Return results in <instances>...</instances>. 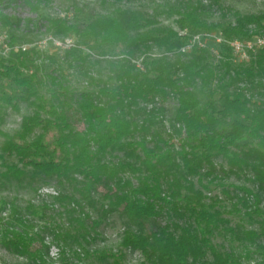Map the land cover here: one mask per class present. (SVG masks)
<instances>
[{
  "label": "trees",
  "instance_id": "1",
  "mask_svg": "<svg viewBox=\"0 0 264 264\" xmlns=\"http://www.w3.org/2000/svg\"><path fill=\"white\" fill-rule=\"evenodd\" d=\"M140 1L98 0L103 10L88 14L72 2V19L42 17L48 34L75 45L39 65L37 52L13 49L19 22L0 14L11 48L0 110L20 114L16 130L0 131V190L24 176L55 184L37 205L0 198V245L24 264H52L51 246L60 264H124L126 252L142 264H260L264 47L236 62L189 43L199 32L221 45L251 41L264 15L222 0ZM17 2L40 16L50 0H0ZM112 216L118 243L98 246Z\"/></svg>",
  "mask_w": 264,
  "mask_h": 264
},
{
  "label": "rangeland",
  "instance_id": "2",
  "mask_svg": "<svg viewBox=\"0 0 264 264\" xmlns=\"http://www.w3.org/2000/svg\"><path fill=\"white\" fill-rule=\"evenodd\" d=\"M75 2L79 6H83L84 12L88 14L89 12L99 11L102 7L98 4V0H50V2L41 8L40 16L39 13H32L29 8L20 2L14 4H1L0 3V14L17 20L19 22L20 31L14 33L17 43L14 46V50H21L24 48L23 52H37V58L35 59V64L39 65L40 61H43L46 56H56L60 59L63 58V54L75 45V40L72 37L66 38L64 40L52 37L45 31V23L42 20L44 16L52 17H65L68 19L73 18V11L71 9V3ZM140 0H121V5L127 7H139L141 6ZM223 6L226 9L231 10V12H239L242 15H253L261 16L264 15V0H222ZM205 3V2H204ZM203 3V4H204ZM107 7V6H106ZM104 8V7H103ZM103 10V9H102ZM213 18L216 19L219 16L217 9L211 13ZM32 22L27 25V22ZM187 34L188 31L180 32V34ZM264 37V34L257 36ZM251 41L239 40L242 43H251ZM9 41L8 31L5 28L0 27V59H6L9 52L6 51L7 42ZM197 44L198 46H205L213 51L217 55L221 50H228L234 61L240 62L245 60L250 55L256 52L244 51L241 53H235L232 51L230 46L226 43L221 45V37L218 33H207L199 32L195 33L191 38L189 44ZM22 51V50H21ZM28 70H31L30 66H27ZM28 72H24L28 74ZM5 91H8L9 83L3 81L0 85ZM0 114H3L4 120L0 126V131L4 133H12L17 129L20 122V114L13 113L7 108H2ZM2 138L0 137V145ZM4 164H12L17 162V159L13 156H4ZM19 164V163H18ZM19 166H21L19 164ZM29 171V168H26ZM0 171H4V168H0ZM4 189L0 190V198L9 201L11 198L16 197L23 202H31L34 205L40 204L47 194H53L55 191V184L51 183L49 185H43L37 180L31 181L28 176H24L20 180H14L10 178L9 180H3ZM234 182V178L228 179L227 184ZM210 196L219 195L220 188L212 189ZM98 232L100 234V239L97 242L98 246H104L107 248H115L118 243V237L121 232V224L117 220L116 216L106 218L99 226ZM262 244H264V238L262 239ZM49 260L52 264H60L57 260V250L55 247H50L48 252ZM256 259V257H255ZM26 261L16 255L11 254L6 251L0 245V264H24ZM257 263L264 264V259H256ZM124 264H142V259L138 253H125Z\"/></svg>",
  "mask_w": 264,
  "mask_h": 264
},
{
  "label": "built area",
  "instance_id": "3",
  "mask_svg": "<svg viewBox=\"0 0 264 264\" xmlns=\"http://www.w3.org/2000/svg\"><path fill=\"white\" fill-rule=\"evenodd\" d=\"M222 41V40H221ZM227 44L230 46L233 52L235 53H243L244 51L254 52L255 49H259L264 47V37H259L252 41L251 43H242L239 40H233L230 42H227ZM22 51H24V48H21ZM6 51L10 53L11 48L7 42Z\"/></svg>",
  "mask_w": 264,
  "mask_h": 264
}]
</instances>
